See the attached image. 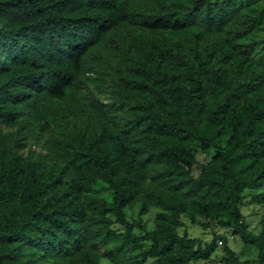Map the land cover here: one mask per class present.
<instances>
[{
	"label": "trees",
	"instance_id": "obj_1",
	"mask_svg": "<svg viewBox=\"0 0 264 264\" xmlns=\"http://www.w3.org/2000/svg\"><path fill=\"white\" fill-rule=\"evenodd\" d=\"M141 20L114 94L122 127L83 121L53 162L17 154L0 129V264H190L218 241L223 264H264V221L254 233L241 212L244 192L264 189V40L259 53L243 41L259 21L233 0H151L144 11L134 0H0V124L43 128L53 100L76 94L84 56ZM196 147L215 154L201 162ZM250 199L263 204L264 191ZM138 201L140 214L160 209L155 229L137 221L140 235L125 212ZM182 214L221 219L258 256L241 259L223 235H181Z\"/></svg>",
	"mask_w": 264,
	"mask_h": 264
},
{
	"label": "rangeland",
	"instance_id": "obj_2",
	"mask_svg": "<svg viewBox=\"0 0 264 264\" xmlns=\"http://www.w3.org/2000/svg\"><path fill=\"white\" fill-rule=\"evenodd\" d=\"M135 5L141 11L150 4L151 0H134ZM236 5L257 17L259 26L257 29L247 35L244 42H256L259 53L264 40V0H233ZM232 24L226 29V32L232 28ZM143 20L137 24H126L121 29L110 31L105 42L91 49L83 60V72L81 81L78 84L76 94L66 99L53 100L52 109L50 110L48 121L42 120L43 128L37 126L39 121L31 124L27 117H21L19 122L14 126L0 124L1 133L6 137L13 150L17 154L33 158H44L53 162L55 144L68 135L72 129L83 121L90 123L97 122L113 126L115 129L122 127L124 118L118 111L117 104L114 100L116 84L125 76L127 69L126 46L129 33L141 32L144 29ZM108 53V54H107ZM108 55V57H107ZM205 135L214 134L212 127L203 128ZM224 143L226 137H221ZM195 145V143H192ZM198 148V147H196ZM196 157L201 162H206L215 154V149L209 150L197 149ZM162 169L161 165L152 166L147 173L146 186L152 181V177L158 174ZM105 189L102 185H97L93 193L105 197ZM244 192L245 200L241 205V212L244 221L248 224L249 229L254 233H259L264 221V203L256 204L250 199V196L256 192ZM141 202H136L132 207L125 209L126 218L129 222L135 223L134 232L137 235L142 233L137 221L141 222L147 230L156 228V218L159 216V208L152 207L146 214H140ZM115 220L111 214L107 215ZM181 225L178 231L181 235L187 234L189 237H198L204 243H209L215 235H223L227 240V245L237 252L241 259H254L258 256V249L254 246L244 244L239 235L234 233L232 227L225 225L221 219H205L202 216L193 217L190 214L180 216ZM111 228L117 231H123L124 228L118 224H111ZM150 245V241L143 242V246ZM224 244L218 241L217 250L211 255L208 261L192 262L190 264H223L222 258ZM100 251H108V248L100 246ZM142 247L130 251L125 261H130L131 256L137 254ZM102 264H120L109 257L101 258ZM145 264H158L157 259L150 258Z\"/></svg>",
	"mask_w": 264,
	"mask_h": 264
}]
</instances>
